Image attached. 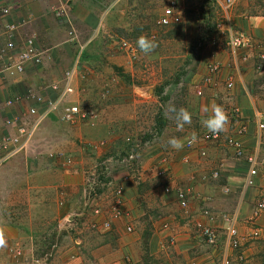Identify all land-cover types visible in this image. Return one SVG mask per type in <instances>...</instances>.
<instances>
[{"label": "rangeland", "instance_id": "rangeland-1", "mask_svg": "<svg viewBox=\"0 0 264 264\" xmlns=\"http://www.w3.org/2000/svg\"><path fill=\"white\" fill-rule=\"evenodd\" d=\"M63 1L72 16L70 31L83 48L76 52L78 62L71 80L73 90L54 109L63 121L57 122L54 128L45 122L37 139L58 144L54 152L49 149V154L64 156L67 162L63 166H73L77 170L64 176L49 177L45 182L47 191L45 185L42 184L41 189L37 185L36 193L31 197L16 196L21 200L18 203H14V196L0 190V228H3L6 239V245L0 247V264H10L12 258L10 249L7 252L6 248L8 237L13 234L9 221L15 218L27 221V230L35 239L37 253H48L51 258L56 246L73 245L77 252L86 253L108 241L111 229L104 220L123 180L132 178L143 192L148 187L155 189L159 186L162 195H169L163 191V178L160 183L154 173L150 181H140L138 171L142 166L151 169L162 157L168 159L166 147L161 144L158 150L157 142L172 136L181 138L188 134V128L198 125L199 118L194 109L197 98L203 93L198 95L196 90L206 68L210 40L214 37L217 45L222 44L226 35L223 11L210 0H176L175 17L165 25L160 20L172 0H88L89 3L83 5ZM14 4L17 2L0 0V12ZM263 11L264 0H234L231 13ZM142 34L158 45L151 54L145 55L137 47V38ZM122 40H126L130 48H121ZM44 97L33 101L37 111L46 108L54 94L46 91ZM170 105L188 109L192 114L191 124L178 130L172 115L165 116V109ZM72 106L78 111L70 118H63L64 109ZM13 109L17 114L21 105ZM2 135L3 132L0 137ZM36 148L44 150L45 147ZM71 157L79 162L72 164ZM232 166L233 175L241 174L247 168L246 161ZM260 174L252 185L255 191L263 189ZM218 178L210 181L213 183ZM226 181L232 189L221 198L225 200L226 196V202L235 205L240 192L236 180ZM66 183L73 185L64 186ZM251 190L248 187L243 195L248 204L241 210V217L246 221L255 202V199L249 201ZM214 197L218 200L219 194ZM147 201L152 202L151 199L135 201L145 210L137 218L141 223L131 225L133 230L134 225L136 229L141 225L143 264L152 261L147 233L150 232L148 214L151 215L153 208ZM97 209L100 210L98 213ZM123 220L117 219V225L124 235H129L131 232L127 231ZM189 225L191 234L197 236L196 228L192 223ZM257 238L244 243L247 246L253 242L255 252L252 258L244 257L241 264H264V243ZM199 243L204 252L211 251L200 239Z\"/></svg>", "mask_w": 264, "mask_h": 264}, {"label": "crops", "instance_id": "crops-1", "mask_svg": "<svg viewBox=\"0 0 264 264\" xmlns=\"http://www.w3.org/2000/svg\"><path fill=\"white\" fill-rule=\"evenodd\" d=\"M12 1L17 4L4 8L9 10L8 14L0 12V28L4 22L15 23L17 47H23V44L31 39L37 51L41 53L39 62L21 64L20 71L13 67L18 63L17 53L0 54V84L2 86L0 88V133L3 132L0 137V190L2 193L14 196V203H18L21 200L16 196L31 197L36 193L37 185H40L38 189H41V185H45L49 177L53 175L60 177L77 170L73 166L70 168L63 166L67 162V160L64 161V156L49 154V149L54 152L58 144L44 142L37 139V136L41 133L45 122H49L54 128L57 122L63 121H60L54 109L67 98L69 93L67 89L73 90L71 80L78 62L76 52L78 53L83 46L74 40L73 32L70 31L72 16L63 0ZM71 2L74 5L89 3L88 0H71ZM83 7L87 11V8ZM60 8L63 9L64 15L63 12L62 15L58 13ZM231 10L232 26L251 36L252 49L229 52L222 44H218L214 51L220 70L215 84L207 87L203 95L197 98L194 113L199 118L198 125L188 128V134L181 137L184 140V147L179 151L167 145L168 139L155 144L158 150L161 144L166 147V154L169 155L166 163L173 178L172 186L173 188L182 187L187 191L188 208L183 210L179 207L175 190L165 196L162 195L163 192L159 186L155 189L148 187L143 192L139 189L138 182L132 178L121 182L124 188V209L128 212L127 216L121 217L124 219L125 227L141 223V219L138 221L137 218L145 208L140 203L135 204V201L152 200V202L147 201V204L153 208L151 215L148 214L150 233L147 246L152 258L150 264H217L215 252L218 251L205 250L204 252L197 236L191 234L189 223H192L194 227L193 222L201 220L219 226L222 221L218 219L208 221L207 216L203 214L204 208L208 207L218 213H232L237 210L239 228L242 231L247 230L249 225L245 218L241 217V210L243 211L248 204L244 201V192L248 187L252 189V193L248 194L249 201H254L264 193V167L259 170L261 173L259 180L263 189L255 191L252 186L245 187L244 178L248 169L243 170L241 174L233 175L234 166H232L239 161L245 162L244 158L235 157L231 149L223 145V140L205 143L198 138L207 130L201 125L206 108L210 111L213 104H219L225 109L229 116L225 134H228L237 123L234 116L236 114L234 108H237L240 115L239 121H247L248 124L247 132L241 137L246 149H253L257 143L261 155L264 156V130L257 140L256 125L251 120L256 110L264 113V64L259 63L257 58L259 51H264V11L237 14L231 13ZM6 42L7 39L0 34V48ZM206 58L208 59V54ZM9 66L11 68H7ZM10 71H14L13 74ZM228 81L233 82V86L229 89L226 87ZM46 91L52 92L54 99L49 101L45 111L44 109L36 111L33 101L45 99ZM2 92L5 94L2 95ZM6 95L7 97L4 98ZM16 105H21V110L17 114L13 109ZM31 109L34 111L32 112ZM189 139L194 140L193 147L190 149L185 146V142ZM36 147L45 148L41 150ZM201 149L205 150V156H200ZM183 157H186L187 161L183 160ZM71 158L72 164L79 162ZM49 160L52 161L51 165ZM56 162L60 165H55ZM155 162L151 169L142 166V169L138 171L140 181H150V178L156 174L162 183L163 176L158 173L161 163L159 160ZM225 170L230 173H226ZM215 171L218 172V179L221 181L217 179L212 183L210 179H215L212 177ZM226 180H236V188L240 191H238L239 198L235 205L228 204L226 196L225 200L221 198L232 189L227 185ZM6 181L10 184L6 185ZM218 182L221 183L218 184ZM44 190L47 191L46 185ZM217 194H219L218 200L214 197ZM9 222L13 228V234L8 237L9 245L6 248L7 252L10 249L12 255L10 264H143L140 224L138 229L134 225L133 232L124 235L117 225L118 221L111 220L108 224L111 229L108 241L99 243V246L86 253L77 252L74 245L56 246L53 257L48 258V253H37L35 239L30 230H27L28 223L25 219L15 218ZM164 223H166L165 227ZM257 227L260 230L257 239L264 243V214L257 220ZM241 250L245 258H252L255 252L253 242L247 246L243 244ZM65 255L68 256V260L64 257Z\"/></svg>", "mask_w": 264, "mask_h": 264}, {"label": "built area", "instance_id": "built-area-1", "mask_svg": "<svg viewBox=\"0 0 264 264\" xmlns=\"http://www.w3.org/2000/svg\"><path fill=\"white\" fill-rule=\"evenodd\" d=\"M218 8L223 11L225 18L226 35L223 40V47L229 52H235L237 50H250L253 47V40L250 35L235 29L230 21V10L232 9L234 0H210ZM177 8V1L172 0L168 7L165 8L164 13L161 17L160 22L165 25L170 22V18H174V10ZM63 11L59 12L61 15ZM8 9H3L2 14H8ZM16 25L13 22H4L0 28V34L7 39V42L3 47L0 48V54L5 53H17L18 63L13 65L18 71L22 70L21 64L28 62L37 63L40 61V52L37 51L33 41L29 39L27 43L23 44V47L18 48L15 39ZM120 47L123 49L130 48V45L126 40L120 42ZM217 47L216 39L211 37L210 44L208 47V60L206 62L205 71L199 80L196 93L202 95L203 88L209 87L215 84L216 78L220 70V64L216 60L214 49ZM18 49V51H17ZM259 63L264 64V51H259L257 54ZM11 68V66L7 67ZM14 71H10L13 74ZM70 74V72L68 73ZM233 86L232 81L226 83V87L229 89ZM70 91V89H67ZM44 108L43 111H45ZM33 112L34 109H31ZM37 111V110H36ZM78 111L76 106L66 107L63 111V118H70L72 114ZM236 113L235 120L236 125L233 126L228 134L221 132L219 135H213L207 130L203 132L198 138L202 142L219 141L223 140V145L226 148L231 149L232 154L237 157H243L244 161L247 163V173L244 178V186H252L254 184L255 178L259 175V170L264 167V157L260 153L259 144L253 147V149H246L244 142L241 137L247 132L248 124L247 121H239L240 115L239 110L234 108ZM251 120L256 125L257 140H259L262 130H264V113L262 111L256 110L251 117ZM194 140H187L185 142L186 148L193 147ZM259 142V141H258ZM200 156H205V150H199ZM166 158L162 157L159 160L161 165L159 166V175L163 176L164 187L163 191L165 194H170L173 190L176 193V199L178 201L179 207L186 210L189 205L188 193L182 187L173 188L172 186V175L170 173L168 165L165 163ZM183 160L187 161L186 157ZM213 178L218 177V172L212 173ZM123 186L120 185L115 191L114 200L111 206L107 210V217H105L104 223L108 225L111 220H117L123 216H127V211L123 209ZM98 213L100 210H95ZM237 210L232 213L227 212H217L212 211L208 207L203 209V214L207 216L208 221L221 220L222 224L219 226L213 225L209 222L197 220L194 221V227L198 231V237L204 242L208 248L212 251H218L219 254L216 256L217 264H241L244 260V255L242 253V246L248 239L257 238L260 230L257 227V219L264 214V193L259 195L254 202L252 214L249 217L248 229L242 231L239 228ZM166 226V223L163 224ZM128 232L133 231V227L128 225L126 227ZM207 249V248H206ZM208 250V249H207Z\"/></svg>", "mask_w": 264, "mask_h": 264}, {"label": "clouds", "instance_id": "clouds-1", "mask_svg": "<svg viewBox=\"0 0 264 264\" xmlns=\"http://www.w3.org/2000/svg\"><path fill=\"white\" fill-rule=\"evenodd\" d=\"M138 49L145 55L151 54L156 47H158L155 40L150 39L146 35H140L136 41ZM205 116L201 120V125L213 135H219L221 132L226 131L229 116L225 109L219 104H213L211 110L207 108L204 110ZM172 115L178 130H182L185 125H190L192 122V114L185 107L176 108L175 105H170L165 109V116ZM195 139V136H193ZM167 145L179 151L184 147V140L172 136L168 139ZM6 245V239L3 228H0V247Z\"/></svg>", "mask_w": 264, "mask_h": 264}, {"label": "trees", "instance_id": "trees-1", "mask_svg": "<svg viewBox=\"0 0 264 264\" xmlns=\"http://www.w3.org/2000/svg\"><path fill=\"white\" fill-rule=\"evenodd\" d=\"M149 233H150V232L147 233V236H148Z\"/></svg>", "mask_w": 264, "mask_h": 264}]
</instances>
